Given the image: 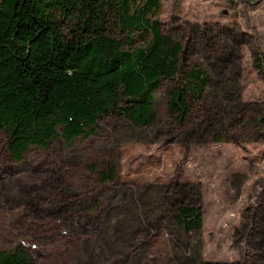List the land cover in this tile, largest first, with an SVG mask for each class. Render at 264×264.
<instances>
[{"label": "rangeland", "instance_id": "obj_1", "mask_svg": "<svg viewBox=\"0 0 264 264\" xmlns=\"http://www.w3.org/2000/svg\"><path fill=\"white\" fill-rule=\"evenodd\" d=\"M161 1L163 33L213 76L204 100L179 124L168 115L164 81L152 126L108 114L92 135L71 146L56 137L50 150L32 147L21 160L0 133L1 249L20 243L35 264H264V133L254 135L253 121L264 102L253 59L258 48L264 55V0ZM203 26L209 42L197 31ZM61 28L69 34L70 22ZM132 35L137 46L148 40ZM214 132L227 141L213 142ZM107 160L118 175L101 183ZM179 203L201 208L199 234L173 224Z\"/></svg>", "mask_w": 264, "mask_h": 264}, {"label": "trees", "instance_id": "obj_2", "mask_svg": "<svg viewBox=\"0 0 264 264\" xmlns=\"http://www.w3.org/2000/svg\"><path fill=\"white\" fill-rule=\"evenodd\" d=\"M162 13L161 0H0V133L9 155L21 160L32 147L50 150L56 137L71 146L78 136L95 133L98 120L108 114L150 127L156 122L155 92L164 81L169 83L168 115L179 124L189 121L213 76L204 63L190 58L189 47L163 33ZM62 21L70 22L69 34L63 33ZM113 31L125 34V40ZM197 31L210 41V28ZM132 33L146 35L147 42L135 45ZM253 59L264 78L260 48ZM255 107L257 135L264 133V102ZM237 120L243 122L240 116ZM211 137L215 143L227 141L224 133ZM97 175L101 183L113 182L115 162L105 161ZM171 211L182 234L202 231L200 207L179 203ZM0 264L35 261L17 243L0 248Z\"/></svg>", "mask_w": 264, "mask_h": 264}]
</instances>
